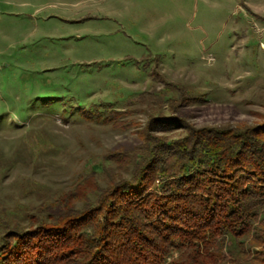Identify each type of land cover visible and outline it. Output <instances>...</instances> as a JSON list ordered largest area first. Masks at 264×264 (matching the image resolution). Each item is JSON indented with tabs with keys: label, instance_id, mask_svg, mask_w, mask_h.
I'll list each match as a JSON object with an SVG mask.
<instances>
[{
	"label": "rangeland",
	"instance_id": "obj_1",
	"mask_svg": "<svg viewBox=\"0 0 264 264\" xmlns=\"http://www.w3.org/2000/svg\"><path fill=\"white\" fill-rule=\"evenodd\" d=\"M263 124L264 0H0V244L149 139Z\"/></svg>",
	"mask_w": 264,
	"mask_h": 264
},
{
	"label": "trees",
	"instance_id": "obj_2",
	"mask_svg": "<svg viewBox=\"0 0 264 264\" xmlns=\"http://www.w3.org/2000/svg\"><path fill=\"white\" fill-rule=\"evenodd\" d=\"M248 130L147 140L115 161L125 179L76 187L83 210L60 199L56 218L9 230L0 264H264V124Z\"/></svg>",
	"mask_w": 264,
	"mask_h": 264
}]
</instances>
